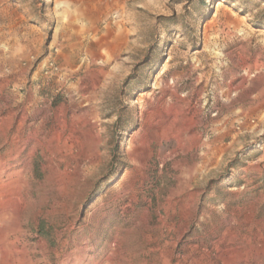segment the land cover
<instances>
[{
    "label": "rangeland",
    "instance_id": "obj_1",
    "mask_svg": "<svg viewBox=\"0 0 264 264\" xmlns=\"http://www.w3.org/2000/svg\"><path fill=\"white\" fill-rule=\"evenodd\" d=\"M0 264H264V0H0Z\"/></svg>",
    "mask_w": 264,
    "mask_h": 264
},
{
    "label": "bare ground",
    "instance_id": "obj_2",
    "mask_svg": "<svg viewBox=\"0 0 264 264\" xmlns=\"http://www.w3.org/2000/svg\"><path fill=\"white\" fill-rule=\"evenodd\" d=\"M107 258V257H106ZM106 261V260H105Z\"/></svg>",
    "mask_w": 264,
    "mask_h": 264
}]
</instances>
